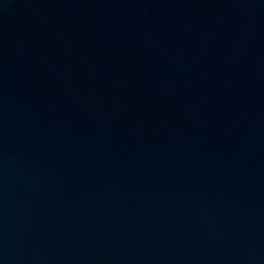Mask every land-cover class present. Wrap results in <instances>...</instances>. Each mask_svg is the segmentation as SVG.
Masks as SVG:
<instances>
[{
    "label": "water",
    "instance_id": "water-1",
    "mask_svg": "<svg viewBox=\"0 0 264 264\" xmlns=\"http://www.w3.org/2000/svg\"><path fill=\"white\" fill-rule=\"evenodd\" d=\"M0 264H264V0H0Z\"/></svg>",
    "mask_w": 264,
    "mask_h": 264
}]
</instances>
